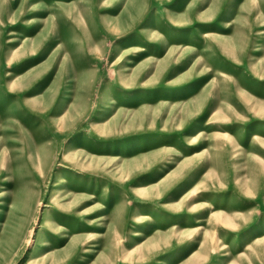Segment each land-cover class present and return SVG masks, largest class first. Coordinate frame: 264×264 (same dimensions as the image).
Masks as SVG:
<instances>
[{
	"label": "rangeland",
	"instance_id": "374dc122",
	"mask_svg": "<svg viewBox=\"0 0 264 264\" xmlns=\"http://www.w3.org/2000/svg\"><path fill=\"white\" fill-rule=\"evenodd\" d=\"M205 263L264 264V0H0V264Z\"/></svg>",
	"mask_w": 264,
	"mask_h": 264
},
{
	"label": "bare ground",
	"instance_id": "6f19581e",
	"mask_svg": "<svg viewBox=\"0 0 264 264\" xmlns=\"http://www.w3.org/2000/svg\"><path fill=\"white\" fill-rule=\"evenodd\" d=\"M152 189H153V190H158L159 188L157 189L156 186H153ZM144 191H145V190L142 189V188H140V189L137 190V192H140V193H142V192H144ZM125 227H126L125 224H121V226H119L120 229H124ZM261 241H262V238L258 237L254 242H255V243H259V242H261ZM77 244H78V242H77Z\"/></svg>",
	"mask_w": 264,
	"mask_h": 264
},
{
	"label": "crops",
	"instance_id": "0c3cea01",
	"mask_svg": "<svg viewBox=\"0 0 264 264\" xmlns=\"http://www.w3.org/2000/svg\"><path fill=\"white\" fill-rule=\"evenodd\" d=\"M209 176H210V174L207 173V176H205V177H206L205 179H207V177H209ZM213 177L215 178V175H214V176L212 175V179H213ZM199 179H201V178H199ZM199 179H198V180H199ZM198 198H199V197H198ZM201 208H202V207H201ZM201 208H200V209H201ZM198 210H199V209H198ZM222 213H225V212H222ZM223 215H224V214H223ZM210 216H211V214H210ZM224 216H225V215H224ZM225 217H227L228 220L232 219L230 216H225ZM209 218H210V217H209ZM225 219H226V218H225ZM205 264H207V263H205Z\"/></svg>",
	"mask_w": 264,
	"mask_h": 264
}]
</instances>
